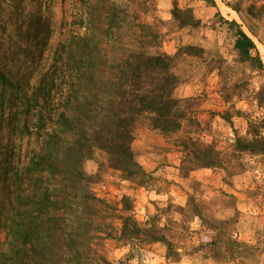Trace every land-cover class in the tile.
Here are the masks:
<instances>
[{
    "label": "trees",
    "instance_id": "16d2710c",
    "mask_svg": "<svg viewBox=\"0 0 264 264\" xmlns=\"http://www.w3.org/2000/svg\"><path fill=\"white\" fill-rule=\"evenodd\" d=\"M202 1L216 7L215 0ZM45 3L0 0V62H12L0 66V264H98L105 259L93 242L102 236L159 241L166 257L179 255L155 217L142 225L129 212V197L118 207L98 197L92 184L105 168L145 181L147 172L132 149L140 127L173 142L182 176L198 168L239 172L245 164L234 158L264 157V85L255 92L262 114L235 111L247 121L246 135L220 149L202 138L207 126L193 110V97L176 94L177 58L199 49L186 45L175 54L160 49L163 21L154 15L148 20L154 0H80L83 32L70 35L55 49L52 63L35 72L28 61L41 57L37 51L43 52L50 34ZM171 15L178 27L199 25L190 8L174 3ZM227 23L235 28L238 59L264 69L254 41L235 20ZM25 134L37 142L28 151L12 140ZM98 153V172H87L85 162ZM192 215L209 224L196 204ZM112 217L120 219L118 229ZM211 222L208 227L219 235L207 243V255L222 262L250 253L230 235L228 221Z\"/></svg>",
    "mask_w": 264,
    "mask_h": 264
},
{
    "label": "rangeland",
    "instance_id": "374dc122",
    "mask_svg": "<svg viewBox=\"0 0 264 264\" xmlns=\"http://www.w3.org/2000/svg\"><path fill=\"white\" fill-rule=\"evenodd\" d=\"M216 2L214 7L202 0H154L156 10L150 11L148 20H152L154 15L163 21L161 50L175 54L180 47L186 45H194L195 49H199L192 50L191 55L177 58L173 70L179 75L181 82L176 94L180 97H193V110L202 125L207 126L202 138L208 142L214 141L220 149L226 150L236 135H246L247 121L235 111L241 110L256 116L262 114L255 102V92L260 85H264V69L257 70L248 62L238 59L233 46L235 28L227 22L236 20L243 26L256 41L264 60L259 48V43L264 45V0ZM46 3L50 34L43 52L37 51L41 57L36 61H28V66L35 72L52 63L55 49L66 42L70 35L83 32L80 24V0H46ZM145 3L150 4L151 0H145ZM174 3L181 9L190 8L193 16L199 20V25L178 27L171 15ZM10 49L13 50L12 47ZM1 50L3 47H0ZM4 64L11 65L12 62L6 63L3 59L0 66ZM225 96H229L228 101ZM145 130L138 128L134 140L139 137L140 142L144 138L151 142L154 134L150 136ZM12 140L16 146L21 144L22 149L27 151L35 148L37 144L27 134L20 141L14 135ZM134 140L132 149L137 160L139 153L133 146ZM164 142V148L175 150L170 139L164 138ZM101 159L102 156L98 153L94 159L87 160L86 171L98 172V161ZM234 159L242 160L245 164L235 174L243 173L249 177V184L240 188V195L233 196L222 191L210 194V191L205 192L199 186L191 185V191L183 195L186 198L183 204H179L181 199H175L173 195L165 197L162 194H153V188L160 191L168 185L147 171L145 181L139 183L138 178H123L118 170L103 169L92 184L94 193L105 200L118 202V207H121L120 201L123 197H129V212L145 226H149L150 220L155 217V222L162 227L166 239L171 241L173 249L179 255L168 258L166 249L165 257L158 261L155 260L158 247L152 248V244L157 242L151 245L126 243L102 236L93 242V248L105 259L98 264H264V157L244 155L242 159ZM226 175L231 176L227 173ZM193 204L197 205L209 224L204 222L202 225L201 218L192 215ZM120 212L122 211L118 208L117 213ZM212 220L228 221L226 228L230 235L246 243L251 249L250 253H245L242 259L222 262L207 255V243L219 235L216 229L208 227ZM110 223L115 229L120 227V219L117 217L110 218ZM0 241L4 242L3 233L0 234Z\"/></svg>",
    "mask_w": 264,
    "mask_h": 264
},
{
    "label": "crops",
    "instance_id": "0c3cea01",
    "mask_svg": "<svg viewBox=\"0 0 264 264\" xmlns=\"http://www.w3.org/2000/svg\"><path fill=\"white\" fill-rule=\"evenodd\" d=\"M241 28L254 41L243 26H241ZM254 43L259 52L256 41H254ZM141 130L143 131V129ZM145 131H147L150 136L154 135L151 142L145 141V138L140 142L139 137L136 141L134 140L133 146L139 153L137 160L142 164L145 171L162 179V181L168 185L166 189L160 191L153 188V194H162V196L165 197L173 195L175 199H181L179 204H183L186 200L183 195L191 191V185L199 186L204 189L205 192L210 191V194L222 191L233 196H238L242 193L239 191L240 188L249 184L248 175L237 173L227 176L221 167L198 168L190 171L186 176H182L179 170V152L176 149L170 150L164 148V137L160 133L150 131L149 129H146ZM153 247H158V254H154L156 258L155 260L159 261L165 257L164 253L166 247L164 244L160 242L153 243L152 248Z\"/></svg>",
    "mask_w": 264,
    "mask_h": 264
},
{
    "label": "bare ground",
    "instance_id": "6f19581e",
    "mask_svg": "<svg viewBox=\"0 0 264 264\" xmlns=\"http://www.w3.org/2000/svg\"><path fill=\"white\" fill-rule=\"evenodd\" d=\"M259 48H260L262 54L264 55V45L259 43Z\"/></svg>",
    "mask_w": 264,
    "mask_h": 264
}]
</instances>
